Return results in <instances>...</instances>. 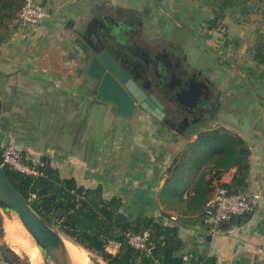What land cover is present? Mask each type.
I'll use <instances>...</instances> for the list:
<instances>
[{
  "label": "crops",
  "instance_id": "obj_1",
  "mask_svg": "<svg viewBox=\"0 0 264 264\" xmlns=\"http://www.w3.org/2000/svg\"><path fill=\"white\" fill-rule=\"evenodd\" d=\"M36 1L48 9L44 21L19 25L0 42V148L12 144L24 154L47 160L61 177H74L88 188L100 186L104 198L119 196L122 211L131 218L159 216L162 211L176 214L180 234L202 245L207 234L196 218L199 210L183 213L184 201L176 209L165 207L158 196L196 133L224 126L247 144L244 189L259 192L260 198L240 224L210 234L202 251L215 256L216 264H264V64L252 57L254 37L244 22L224 20L221 30L208 28L203 18L213 14L205 15L198 0L178 5L171 0L168 11L150 10L144 21H132L135 36L161 45L154 53L180 59L186 72L182 88H187L183 80L194 76L210 97L195 122L175 129L142 107H135L130 116L121 115L113 103L100 101L92 92L95 81L86 72L91 53L82 31L91 19L100 21L107 15L110 3L121 6L123 0ZM129 11L139 15L135 8ZM108 43L117 47L114 40ZM171 71L163 68L161 79H172ZM225 173L220 180L229 183ZM8 224L17 227L11 219L1 222L0 264H13L8 254L17 253L5 232ZM117 248L115 242L107 246L112 253ZM22 252L34 264L36 257Z\"/></svg>",
  "mask_w": 264,
  "mask_h": 264
},
{
  "label": "trees",
  "instance_id": "obj_2",
  "mask_svg": "<svg viewBox=\"0 0 264 264\" xmlns=\"http://www.w3.org/2000/svg\"><path fill=\"white\" fill-rule=\"evenodd\" d=\"M23 1L0 0V42L15 30L16 26L8 28L7 24L17 16ZM198 2L213 4L212 17L203 18L208 28L221 30L226 15L233 17L249 13L246 0ZM235 21L240 22L238 19ZM260 21L264 24V12ZM252 52L253 59L264 64V35L261 31L254 39ZM182 152L158 196L165 207L176 209L177 204L184 201L183 213L199 210V214L213 190L214 181H219L230 168H235L231 181L223 184L232 192L244 189L249 149L239 134L220 125L204 128L196 133V138L188 142ZM43 161V173L38 176L20 173L6 165L3 168L30 206L48 224L99 255L106 264H184L188 255H191L189 264H216V257L204 253L202 249L205 246L199 245L196 238L180 234L179 218L171 220L169 213L164 211L159 216L131 218L122 211L119 196L104 198L100 186L88 188L78 184L74 177H61L57 168L47 160ZM190 184L193 185L191 189ZM163 216L169 217L163 220ZM196 218L199 219L198 216ZM241 222L232 218L221 223L219 230H228ZM144 229L150 231L152 246L149 251L134 248L127 239V233H138ZM110 241L118 244L115 253L107 249Z\"/></svg>",
  "mask_w": 264,
  "mask_h": 264
},
{
  "label": "water",
  "instance_id": "obj_3",
  "mask_svg": "<svg viewBox=\"0 0 264 264\" xmlns=\"http://www.w3.org/2000/svg\"><path fill=\"white\" fill-rule=\"evenodd\" d=\"M95 53L86 72L95 81L92 92L97 99L113 103L116 112L124 116H130L139 105L157 119L163 120L164 104L154 93H146L131 76V72L106 48ZM13 213L42 254L44 264H72L63 242V234L30 206L0 163V214L10 218ZM206 239L210 240L211 235L207 234Z\"/></svg>",
  "mask_w": 264,
  "mask_h": 264
},
{
  "label": "flooded vegetation",
  "instance_id": "obj_4",
  "mask_svg": "<svg viewBox=\"0 0 264 264\" xmlns=\"http://www.w3.org/2000/svg\"><path fill=\"white\" fill-rule=\"evenodd\" d=\"M131 25H133L132 21L116 22L105 15L100 21L91 19L81 36L88 43L91 57L96 51L106 48L128 72H131V76L146 93H154L162 101L165 113L163 121L167 125L175 129L188 127L196 121L198 115L202 114L206 107L204 101L210 97L200 88L201 84L194 76L183 80L187 88L180 86V81L186 72L177 57H170L166 53L164 55L162 51L150 53L144 47L126 46L124 42ZM110 39L115 41L117 47L109 45ZM167 66L172 69L170 72L172 79L163 81L162 69L166 70ZM174 86H179V90L174 91Z\"/></svg>",
  "mask_w": 264,
  "mask_h": 264
},
{
  "label": "built area",
  "instance_id": "obj_5",
  "mask_svg": "<svg viewBox=\"0 0 264 264\" xmlns=\"http://www.w3.org/2000/svg\"><path fill=\"white\" fill-rule=\"evenodd\" d=\"M17 20L20 25H38L48 16L47 7L36 0H24L17 11ZM261 32L264 35V24H261ZM1 164L6 165L12 170L27 175L38 176L43 173L44 161L36 159L31 155L22 153L12 144L1 146ZM225 175L231 181L234 172ZM228 181V182H229ZM224 182L214 181L212 192L205 200L200 213L198 214L201 227L204 234H213L220 231L219 225L230 219L243 221L249 217L255 210L260 194L257 191L241 189L237 192L230 191ZM171 220H177L176 214L170 215ZM150 231L144 229L138 233H127V239L131 246L141 251H149L152 242L149 241ZM4 238L1 231V214H0V246ZM113 243L110 241L109 244ZM108 244V245H109ZM184 264H189V257L185 256Z\"/></svg>",
  "mask_w": 264,
  "mask_h": 264
},
{
  "label": "rangeland",
  "instance_id": "obj_6",
  "mask_svg": "<svg viewBox=\"0 0 264 264\" xmlns=\"http://www.w3.org/2000/svg\"><path fill=\"white\" fill-rule=\"evenodd\" d=\"M136 1L137 0H123L121 6L117 5V3L114 5L112 3H110L109 5H111V6H108L107 11H106L107 15H110V16L113 15V17H116L117 19H119L123 23L133 21L134 24H137V22H139V21L140 22H142V20L144 21V19H145L144 17L146 16L145 14H148L147 13L148 11L158 10L160 13H163V10L168 11L172 5L171 0H150V1L146 0V2H145V0H140V4L135 5ZM175 1H176L177 5H178V3H180V4L181 3H183V4H185V3L190 4L191 3V0H190V2H188L186 0H175ZM201 6L204 9L203 12L205 15H209V14L213 13V9H212L213 4L212 3L206 2V3H203ZM246 6H248V10H249V13H247L246 15L241 16L239 14H235L233 17L226 15L224 20H229V21L231 20V21L236 22L235 20L238 19V20H240V22H244V24L247 26L248 34H250L251 37H254V39H255V37L257 35H259V31H261V26L259 24H261L260 18L262 17L263 12H264V1L263 0H246ZM131 8H135V10L136 9L139 10L138 11L139 15L131 14V11H129V10H131ZM127 14L131 19L130 18L128 19L126 17ZM170 15L172 16V18H175V15H172V13H170ZM164 18H166V15ZM246 22H247V24H246ZM150 23L151 22H149V24ZM7 25H8V28L16 26L15 30H18V28L20 27L19 26L20 24L17 20V16H15V18ZM148 29L152 30L151 27H149ZM135 34L136 33L132 30L128 31L127 39L124 42L126 46H128V47H133V46L144 47L150 53H154V51L156 49L161 47V45H157V43H156L157 41L147 39V38H138L137 36H135ZM8 218L9 217L6 215L1 216V222L2 221L5 222ZM9 219H13V218L10 217ZM13 221H15V223L17 224V227H19L20 230L22 229L21 230L22 232L17 230V233L19 235L15 236V237L20 238V236L22 235V239L24 238L25 241L28 240V244L31 243L30 248L32 249V257H34V256L36 257V261L34 262V264H40L39 263V257L36 254L35 246L32 243L34 241L32 240L31 236L22 227L21 223L19 222V220L16 217H14ZM63 236L66 237L65 242L68 245V248L66 249L68 254H69V252L71 253V247L70 246L76 247L78 252L81 253V254L79 253L80 259L82 261L81 263H83V264H106V262L96 253L85 249L84 247H82L81 245H79L77 243H74L73 240H71L70 238H68L64 234H63ZM29 239L32 242L29 241ZM201 239H202L201 242H202L203 246H206L209 243L208 240H207V242L205 241L206 237L203 236ZM206 247H208V245ZM12 248L15 251H17V253L11 252L8 254V257L11 259V262L13 264H31V262L28 259V256L24 252H22L23 250L21 249V247L18 244H15V243L12 244ZM40 262H41V264H44L43 256L41 253H40Z\"/></svg>",
  "mask_w": 264,
  "mask_h": 264
},
{
  "label": "bare ground",
  "instance_id": "obj_7",
  "mask_svg": "<svg viewBox=\"0 0 264 264\" xmlns=\"http://www.w3.org/2000/svg\"><path fill=\"white\" fill-rule=\"evenodd\" d=\"M12 218L14 219V217L16 216L14 213L12 214ZM9 219V218H8ZM13 219H11V220H13ZM7 223V222H6ZM23 227V226H22ZM17 228V227H16ZM16 228H15V226L14 227H12V226H10V224H8V226H7V230L5 231L6 233H7V237H8V241H9V243L12 245V244H18L20 247H21V249L23 250V251H26V252H28L29 254L28 255H30V256H32V249L30 248V244L31 243H29L28 244V242L27 241H25L24 240V238L22 239V235L20 236V238H16L15 236H18L19 234L17 233V230H16ZM22 230V229H21ZM24 233V232H23ZM28 233V232H27ZM65 238L66 237H64L63 236V242H64V245H65V247H66V249L68 248V245H67V243L65 242L66 240H65ZM29 241H31L30 239H29ZM32 242V241H31ZM71 242V241H70ZM33 244H34V246L36 247V249H37V251H38V257H39V263L41 264V262H40V253H39V250H38V248H37V246L35 245V243L34 242H32ZM70 245V244H69ZM74 245V244H73ZM29 247V248H28ZM71 247V253L69 252V257H70V259H71V262H72V264H83V263H81L82 261H81V259H80V252H78V250L76 249V247H73V246H70ZM69 247V248H70ZM69 251V250H68ZM80 251V250H79ZM80 253V254H79Z\"/></svg>",
  "mask_w": 264,
  "mask_h": 264
}]
</instances>
